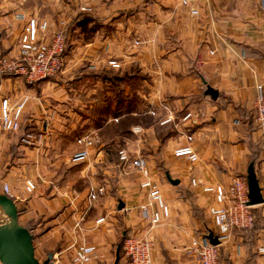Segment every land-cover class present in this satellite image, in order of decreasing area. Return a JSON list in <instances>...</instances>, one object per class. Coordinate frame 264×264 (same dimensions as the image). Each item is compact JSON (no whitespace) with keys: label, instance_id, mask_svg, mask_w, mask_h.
I'll use <instances>...</instances> for the list:
<instances>
[{"label":"crops","instance_id":"crops-1","mask_svg":"<svg viewBox=\"0 0 264 264\" xmlns=\"http://www.w3.org/2000/svg\"><path fill=\"white\" fill-rule=\"evenodd\" d=\"M29 19L47 23L46 43L62 29L67 46L56 78L28 84L0 76V105L26 99L18 129L3 131L0 121V194L7 185L19 224L31 228L35 257L66 261L69 247L87 245L114 264L117 245L134 235L151 241V264H197L185 249L216 235L209 214L216 202L204 187L226 188L252 164L264 199V127L255 110L257 87L264 96V0H0L3 57H17ZM97 71L132 76L124 86L138 119L130 138L104 141L99 134L113 94L89 76ZM187 113L193 116L183 121ZM79 126L89 127L82 136ZM85 136L94 146L86 160H75L83 149L77 139ZM187 146L196 162L175 156ZM121 150L128 161L119 159ZM137 163L169 210L155 227L140 209L157 205L141 188ZM28 179L33 193L24 189ZM100 187L102 195L89 201ZM254 209L261 220V206ZM263 244V219L256 232L234 229L218 246V264H264L257 252ZM118 264H130L124 253Z\"/></svg>","mask_w":264,"mask_h":264},{"label":"built area","instance_id":"built-area-1","mask_svg":"<svg viewBox=\"0 0 264 264\" xmlns=\"http://www.w3.org/2000/svg\"><path fill=\"white\" fill-rule=\"evenodd\" d=\"M192 15L197 11L192 10ZM47 28V23H39L35 19H29L18 40V55L13 59H8L0 55V76H13L24 79L28 84H34L58 77L63 71V51L66 44L65 32L62 29L56 30L49 43L44 42L41 36ZM137 45L139 43H136ZM108 65L118 69L119 65L114 61H109ZM26 99L22 100L15 107H10L7 100H3L0 105V121L3 131L12 132L18 127L23 107ZM256 123L264 127V96L262 88L257 87L255 100ZM193 115L187 113L182 119L186 121ZM139 133V129H134ZM191 139V137H188ZM77 144L83 149L74 156L75 160H86L89 150L94 146V139L85 136L77 139ZM176 157H188L190 162L197 161V155L191 147H183L175 151ZM119 159L128 161L125 151H119ZM137 167V165H136ZM138 171L142 173L144 180L141 188L147 190L149 199L157 205V209L150 210V205L142 206L140 209L149 214L151 227H155L162 220L169 217V210L164 205L159 188L148 177V172L143 165H138ZM192 186H196L195 180L191 181ZM24 189L27 193H33L36 189L35 183L28 179L24 182ZM3 193L9 195L10 189L7 185L2 186ZM103 189L96 188L88 193V200L95 201L102 195ZM204 192L214 196L216 206L209 208V214L213 219L216 231V238L219 244L225 242L230 237L232 230H249L252 227L254 216L252 206L248 205V188L246 179L235 177L228 187L220 185L214 187H204ZM263 215L264 228V202L260 205ZM99 220V222H101ZM219 246V245H218ZM218 246L211 245L204 238L195 240L185 251L196 259L197 264H218ZM70 254L66 261L59 255H54L51 264H104L94 247L87 245H73L68 249ZM122 250L130 264H151L152 243L147 239H139L134 235L125 238ZM257 252L264 255V244L258 246ZM0 264H2L0 262Z\"/></svg>","mask_w":264,"mask_h":264},{"label":"water","instance_id":"water-1","mask_svg":"<svg viewBox=\"0 0 264 264\" xmlns=\"http://www.w3.org/2000/svg\"><path fill=\"white\" fill-rule=\"evenodd\" d=\"M208 95L216 96L214 91L208 89ZM248 188V205L260 206L264 199L258 181L255 176L254 168L250 165L246 176ZM122 204H119V209ZM0 214L4 220L0 223V262L2 264H51L52 255H48L42 263L35 257L32 234L18 222V209L13 200L0 194ZM211 245L218 246L219 242L212 233L206 236ZM119 249L116 251V260L118 264Z\"/></svg>","mask_w":264,"mask_h":264},{"label":"trees","instance_id":"trees-1","mask_svg":"<svg viewBox=\"0 0 264 264\" xmlns=\"http://www.w3.org/2000/svg\"><path fill=\"white\" fill-rule=\"evenodd\" d=\"M67 46L65 45L62 57H64L65 53L67 52ZM95 81L101 82L104 85H108L110 88V91L112 92V98L110 103L106 106V108L103 110V117H109V122L104 126V124L101 126L99 125V128L101 129L104 126V129L100 130V136L102 137V140L104 139H115L117 135H122L124 138H130V128L132 125L138 123V119L133 118L131 116V113L133 110L130 108V104L132 103V100H129L124 95V86L129 83V80L132 79V76L128 74H118L113 71H97L92 72L89 74ZM126 103L125 108V115L121 116L120 110L123 108L124 104ZM128 104V105H127ZM108 121V120H105ZM142 122L146 125H148L149 121L148 118H143ZM18 129V128H17ZM171 133V132H170ZM169 133V135H171ZM105 141V140H104ZM252 165V164H251ZM247 176V175H246ZM246 179V177H244ZM252 208V214L254 216V221L252 224V227L249 229L252 233L260 230L262 228V217L260 220V215H257L256 210ZM259 218V219H258ZM260 220V221H257ZM31 233L30 226H23ZM245 230V231H249ZM212 233V232H211ZM216 233V232H215ZM214 234V233H212ZM208 235V234H207ZM216 237V235H213ZM126 236L122 238L120 243L117 245V248L119 249V257L122 255V245L125 240ZM218 259H219V251H218Z\"/></svg>","mask_w":264,"mask_h":264},{"label":"rangeland","instance_id":"rangeland-1","mask_svg":"<svg viewBox=\"0 0 264 264\" xmlns=\"http://www.w3.org/2000/svg\"><path fill=\"white\" fill-rule=\"evenodd\" d=\"M0 55H2V54H0ZM3 56V55H2ZM87 84V82H83V83H81V84H79V85H86ZM89 127L88 126H79V127H77V129H76V132H75V134H77L76 136H82V135H84V133H85V131L88 129ZM137 165V167H138V165H140V164H136ZM4 220V218H3V216L0 214V223L2 222Z\"/></svg>","mask_w":264,"mask_h":264}]
</instances>
